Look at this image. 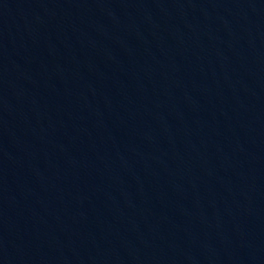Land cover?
<instances>
[{
  "label": "water",
  "instance_id": "1",
  "mask_svg": "<svg viewBox=\"0 0 264 264\" xmlns=\"http://www.w3.org/2000/svg\"><path fill=\"white\" fill-rule=\"evenodd\" d=\"M2 2H3V0H0V5H1Z\"/></svg>",
  "mask_w": 264,
  "mask_h": 264
}]
</instances>
